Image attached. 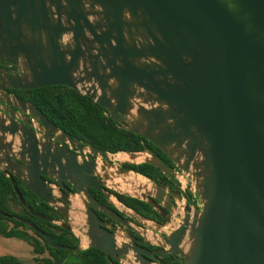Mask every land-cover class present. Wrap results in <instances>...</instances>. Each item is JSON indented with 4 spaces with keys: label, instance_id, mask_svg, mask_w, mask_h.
Returning <instances> with one entry per match:
<instances>
[{
    "label": "water",
    "instance_id": "1",
    "mask_svg": "<svg viewBox=\"0 0 264 264\" xmlns=\"http://www.w3.org/2000/svg\"><path fill=\"white\" fill-rule=\"evenodd\" d=\"M0 62L10 66L0 68L8 114L0 116V172L21 205L13 179L64 221L36 217L71 234L63 184L84 197L90 243L71 251L94 247L119 264H156V254H176L180 264H264V0H0ZM48 86L77 91L159 149L178 174L145 151L121 153L126 164H149L176 176L198 200L199 211L186 208L157 245L161 251L142 248L125 221L98 208L88 192L100 191L91 178L95 163L78 162L61 147L82 156V144L35 106L11 102L3 91ZM7 106L32 117L40 137L27 121L15 122ZM143 153L148 157L134 163ZM42 177L60 186L58 201ZM141 177L151 197L119 194L156 210L153 200L162 202L164 190ZM93 210L124 228L128 243L104 229ZM19 221L50 248H66Z\"/></svg>",
    "mask_w": 264,
    "mask_h": 264
},
{
    "label": "trees",
    "instance_id": "2",
    "mask_svg": "<svg viewBox=\"0 0 264 264\" xmlns=\"http://www.w3.org/2000/svg\"><path fill=\"white\" fill-rule=\"evenodd\" d=\"M19 93L23 100L35 106L57 129L75 138L84 146L101 153L145 151L162 164L165 165L168 162L171 164L159 149L140 136L123 129L120 124L111 121L103 109L77 91L62 86H48ZM124 166L122 167L124 170L137 173L156 185H159V180L163 179L160 171L149 164ZM14 183L25 205L18 202L8 177L0 172V237L14 238L27 243L31 247L32 254L38 256L32 259V264H119L114 260L107 261L105 256L94 247H88L82 251H71L70 249L77 246L72 234L49 222L58 221L56 209L36 200L19 182ZM115 197L122 206L137 216L154 220L152 208L148 204L120 194ZM10 205L18 206L19 211L13 212ZM35 215H41L49 221ZM19 220H24L47 234L51 243L66 248H50L43 238L33 233ZM27 231H30L35 238L28 235ZM0 264L26 263L13 256L3 255L0 256ZM169 264H180V259L179 263L174 261Z\"/></svg>",
    "mask_w": 264,
    "mask_h": 264
},
{
    "label": "flooded vegetation",
    "instance_id": "3",
    "mask_svg": "<svg viewBox=\"0 0 264 264\" xmlns=\"http://www.w3.org/2000/svg\"><path fill=\"white\" fill-rule=\"evenodd\" d=\"M8 67H10V66L0 62V68H8ZM3 91L8 95L11 102H13V99L16 98L20 101L29 103L20 97L21 96L19 93V92H21L20 90L3 89ZM4 107H5L4 97H2V95L0 94V116L7 118L8 114L4 110ZM6 109L11 110L12 116H13L15 122L21 123L23 120L27 121L29 123V126H30L28 128L31 130V132L33 134H35L37 138H38V136L40 137L41 133L38 129L40 126L36 123V121L32 117L27 116L26 114H21L20 111H18L15 108H12L10 106H7ZM82 146H83L84 150L82 151V156H79L75 149L70 150L67 144H65V143L61 144V147L69 150L71 153H73L75 155L76 160L78 162L80 160H86V161L92 160L95 163V168L93 170L94 175L91 176V178L93 180H95L96 182H100V185H99L100 191L93 189V188H88V192H89L91 198L93 199V201L96 203V205H98V208L103 209V210H108L109 212L115 214L117 217H119L123 221H125L126 224H128L130 227V230H131L130 235L132 237H134L136 240L141 242L140 246L142 248L148 250L149 252H153V253L161 251L162 249L159 246L150 244L147 240H144L143 238H141V236L139 235V229L140 228L138 227V224H136L130 217L119 212V210L115 206L117 203L122 206V204L119 203V200H117V198L115 197V195H119V193H117L113 190H110L105 185L104 175L102 173L104 172L105 168H107V167H105V164H107V163H109V165L115 164L113 162H109V160H108V155L109 154L112 155L115 153H101V152L97 151V152L107 156V157H105V159H101L98 156L94 157V156L89 154L88 151L91 148L84 146L83 144H82ZM116 153H118V152H116ZM124 165H129V164H122L120 167L122 168ZM165 166L169 167L172 170L173 174L174 173L178 174V171L175 168H173L172 164H170L169 162L167 164H165ZM118 168H119V166H118ZM124 168H126V167L124 166ZM160 174L163 177V179H161V181L159 180L160 184L158 186L164 190L162 202L153 200V202L155 203V206H156V210L151 207L152 211H153L152 217H154V220L148 219V221H151V222L158 224L160 226L172 224L173 227L176 228L180 224L179 220L182 219V217L184 216L185 213L187 214L186 208L190 209V211L196 210V200L192 196V194L189 192L188 186L183 184L176 176L171 175L169 178V177L163 175L161 172H160ZM52 177H55V176L52 175ZM42 178L44 180L45 186H47L51 190V196L53 197V199H55V201H58V197H59V194L61 192L60 186L52 178H47V177H42ZM13 180H14V182L17 181L15 179H13ZM63 185L66 188V191H63V193H64L65 197L68 198V200H70L71 196H73V195L79 196L81 198L83 206H84V216H85L87 205H86V201H85L84 197L81 194H79L78 192L74 191V189L69 184H63ZM58 204L61 206L60 203H58ZM69 205H70V201H69ZM69 205L66 207L67 212L69 211ZM165 205L168 207V209L165 208ZM55 211H57V210H55ZM57 213H58V216H57L58 221H64V218L61 216V214L58 211H57ZM93 213L99 219V221H101V226L104 229L109 230L111 232H114V234H117V240L118 241H121L122 237L124 239H126L127 231L124 228L120 227L117 222L112 221L108 216L101 213L99 210H93ZM85 224H86V229L88 232V225H87L86 220H85ZM171 231H172V229L168 230V233H170ZM160 237H161V240H163V238H165L166 235L163 234ZM74 239L76 241V245H78L77 239L75 237H74ZM155 257L158 260L156 264H169V263H172L174 261L179 263V258L176 256V254H174V255L156 254Z\"/></svg>",
    "mask_w": 264,
    "mask_h": 264
},
{
    "label": "crops",
    "instance_id": "4",
    "mask_svg": "<svg viewBox=\"0 0 264 264\" xmlns=\"http://www.w3.org/2000/svg\"><path fill=\"white\" fill-rule=\"evenodd\" d=\"M119 156V157H118ZM118 157V158H117ZM145 157H148L147 154L139 155L133 162L139 163ZM109 162H113L111 167L108 169L105 168L104 175L105 185L110 190H113L117 193H124L138 198H148L151 197L153 190L150 185L138 174H132L129 172L127 175L119 174L117 172L118 166L126 164L129 160L126 156L121 153L109 154ZM69 211L67 212V225L72 231V235L77 239L78 245L81 248H85L89 245L90 241L87 238V229L85 224L84 216V206L82 200L79 196L73 195L70 198ZM116 208L121 211V209L128 212L125 213L126 216L130 217L138 224L139 233L144 235V240H147L150 244L158 245L161 243V235L167 234L168 230L173 229V225L160 226L148 220H141L135 214L131 213L127 208H124L120 204L115 205Z\"/></svg>",
    "mask_w": 264,
    "mask_h": 264
},
{
    "label": "rangeland",
    "instance_id": "5",
    "mask_svg": "<svg viewBox=\"0 0 264 264\" xmlns=\"http://www.w3.org/2000/svg\"><path fill=\"white\" fill-rule=\"evenodd\" d=\"M199 208V202L196 200V211H199ZM10 209L13 212L19 211V207L16 205H10ZM27 234L35 238V236L30 231H27ZM122 242L128 243L126 239H124ZM3 255L13 256L26 264H32V259L34 257H38L32 254L31 247L27 243L14 238L5 239L0 237V256Z\"/></svg>",
    "mask_w": 264,
    "mask_h": 264
},
{
    "label": "built area",
    "instance_id": "6",
    "mask_svg": "<svg viewBox=\"0 0 264 264\" xmlns=\"http://www.w3.org/2000/svg\"><path fill=\"white\" fill-rule=\"evenodd\" d=\"M193 196V195H192ZM195 198V197H194Z\"/></svg>",
    "mask_w": 264,
    "mask_h": 264
}]
</instances>
